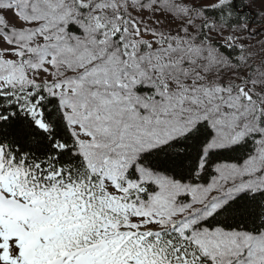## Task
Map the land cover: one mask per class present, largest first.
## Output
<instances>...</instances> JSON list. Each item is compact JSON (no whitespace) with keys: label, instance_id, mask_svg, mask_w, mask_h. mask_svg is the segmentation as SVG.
<instances>
[{"label":"rangeland","instance_id":"1","mask_svg":"<svg viewBox=\"0 0 264 264\" xmlns=\"http://www.w3.org/2000/svg\"><path fill=\"white\" fill-rule=\"evenodd\" d=\"M226 1L0 0V86L40 84L57 97L80 155L100 175L104 206L122 221L105 223L100 239L118 229H172L188 232L214 264H264V232L199 224L237 193L264 190V0H241L253 13L249 26L202 30L203 10ZM75 2L89 12L74 10ZM120 30L140 51L120 52L112 39ZM232 41L241 50L234 60L211 46ZM202 121L212 133L207 150L252 136L250 156L214 166L207 184L195 186L172 183L137 163L140 152ZM128 169L135 182L125 176ZM140 183L153 191L145 201L127 200ZM0 200V264H30L34 242L20 216L32 222L44 215L7 194ZM11 205L21 207L20 216ZM82 253L53 264H83Z\"/></svg>","mask_w":264,"mask_h":264},{"label":"trees","instance_id":"2","mask_svg":"<svg viewBox=\"0 0 264 264\" xmlns=\"http://www.w3.org/2000/svg\"><path fill=\"white\" fill-rule=\"evenodd\" d=\"M244 6L241 0L234 4L227 0L207 8L202 12L205 20L200 28L229 30L244 26L251 20ZM73 7L89 12L78 2ZM122 34L120 30L112 39L124 56L140 51L131 49ZM234 44L212 42L211 46L223 57L234 59L238 52ZM139 48L143 49L144 44ZM45 89L40 84L25 88L0 86V188L13 198L29 202L45 216L39 223H25L34 242L30 264L51 263L81 249L87 250L83 264H214L188 232L163 231L127 240L119 236L99 238L105 223L119 226L122 221L104 206L106 195L99 173L92 171L80 155L57 97ZM143 90L151 96V89ZM211 137L206 122H198L185 134L142 151L137 161L171 182L205 185L213 176L214 166L241 164L254 148L252 137H247L230 148L206 150ZM125 176L137 180L133 169ZM152 188L150 183H140L126 193V199L145 201ZM199 224L206 230L253 236L263 233L264 190L238 193Z\"/></svg>","mask_w":264,"mask_h":264},{"label":"water","instance_id":"3","mask_svg":"<svg viewBox=\"0 0 264 264\" xmlns=\"http://www.w3.org/2000/svg\"><path fill=\"white\" fill-rule=\"evenodd\" d=\"M232 1H233V3H234L235 0H232Z\"/></svg>","mask_w":264,"mask_h":264}]
</instances>
